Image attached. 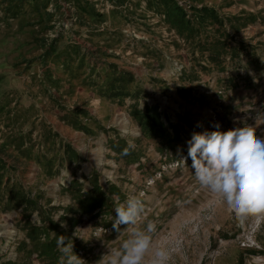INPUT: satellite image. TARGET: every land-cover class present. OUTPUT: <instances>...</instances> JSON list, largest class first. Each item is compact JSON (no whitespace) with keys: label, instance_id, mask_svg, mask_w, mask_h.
I'll list each match as a JSON object with an SVG mask.
<instances>
[{"label":"rangeland","instance_id":"374dc122","mask_svg":"<svg viewBox=\"0 0 264 264\" xmlns=\"http://www.w3.org/2000/svg\"><path fill=\"white\" fill-rule=\"evenodd\" d=\"M217 124L264 137V0H0V264H107L149 224L144 264H264V213L183 160Z\"/></svg>","mask_w":264,"mask_h":264},{"label":"clouds","instance_id":"9594fccd","mask_svg":"<svg viewBox=\"0 0 264 264\" xmlns=\"http://www.w3.org/2000/svg\"><path fill=\"white\" fill-rule=\"evenodd\" d=\"M187 158H191L193 173L199 184L223 199L227 211L237 218L264 213V137L255 136L250 127L222 129L217 124L212 129L194 131L187 141ZM113 229L120 225H135L143 211L142 203L129 199L126 205L115 208ZM133 230L119 249L109 251L107 264H144L152 248L150 233ZM59 243L65 244L64 240ZM69 255L68 264H78L71 248H62ZM167 252L158 249L152 264H165Z\"/></svg>","mask_w":264,"mask_h":264}]
</instances>
